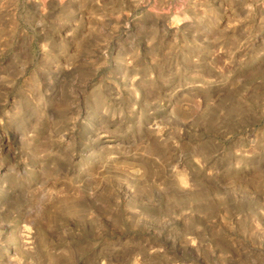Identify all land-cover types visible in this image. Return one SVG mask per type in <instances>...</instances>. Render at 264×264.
I'll return each mask as SVG.
<instances>
[{"label": "rangeland", "instance_id": "obj_1", "mask_svg": "<svg viewBox=\"0 0 264 264\" xmlns=\"http://www.w3.org/2000/svg\"><path fill=\"white\" fill-rule=\"evenodd\" d=\"M0 264H264V0H0Z\"/></svg>", "mask_w": 264, "mask_h": 264}]
</instances>
